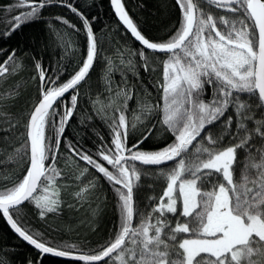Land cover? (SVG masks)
Listing matches in <instances>:
<instances>
[{"label":"snow or ice","instance_id":"1","mask_svg":"<svg viewBox=\"0 0 264 264\" xmlns=\"http://www.w3.org/2000/svg\"><path fill=\"white\" fill-rule=\"evenodd\" d=\"M54 2L17 0L16 7L27 10L13 17L5 34L23 23L41 19L43 9ZM59 2L80 18L88 40L87 55L79 70L62 83V72L49 74L39 61L35 64L41 98L28 115L24 144L13 148L15 155L7 157L9 163L17 158L27 161L28 168L23 178L11 186L0 185V214L7 223L41 254L83 264H264V0H177L180 26L163 41L146 38L123 0H110L118 19L142 45L128 57L121 50L119 65L138 76L131 56L140 57L145 71L149 70L145 50L166 56L162 62L163 82L159 85L163 100L160 122L173 136V142L157 150H142L140 145L152 135V129H148L140 140L128 146L129 128H135L136 122H142V117L147 118L155 107L145 102L131 125L124 112L116 109L119 115L113 120L112 146L101 145L97 159L73 144L67 145L79 160L119 186L114 189L119 202V224L114 239L101 246L100 251L75 254L70 250L75 245L55 244L24 226L21 206L26 201L35 205L41 218L59 207L56 177L61 173L54 166L56 153L77 105V86L86 82L98 54V39L91 21L68 0ZM206 6L222 9L231 16L214 15ZM56 19L78 30L67 19ZM56 36L67 43L61 33L56 32ZM108 63L112 65V61ZM20 68L22 63L13 50L0 63V78ZM121 76L126 78L123 72ZM70 90L71 104L61 108V98ZM206 91L211 93L207 101ZM121 93L126 100L132 99L130 88L120 89L117 95ZM229 108L236 116L235 129L233 117H225ZM255 109L260 110L259 119L255 118ZM0 117L8 119L4 113ZM217 121L219 133L214 135L210 128L205 131ZM8 123L6 135L10 136L15 122L8 119ZM249 123L254 126L249 128ZM225 135L235 143L220 147ZM254 136L262 141L261 145L251 142ZM238 149L244 150L239 161ZM50 158L52 163L46 167L45 161ZM169 161L174 163L159 167ZM137 162L156 166L166 185L158 199L150 198L157 202L146 210L134 199V187L147 174ZM236 164L240 165L238 169H234ZM234 171L239 173L236 179ZM89 187L95 185L90 182L76 195L84 199Z\"/></svg>","mask_w":264,"mask_h":264},{"label":"trees","instance_id":"2","mask_svg":"<svg viewBox=\"0 0 264 264\" xmlns=\"http://www.w3.org/2000/svg\"><path fill=\"white\" fill-rule=\"evenodd\" d=\"M79 9L92 24L93 31L98 39V54L95 63L83 82L77 87V105L72 118L68 121L61 139L59 151L56 153L54 166L61 173L56 177V187L59 188L60 204L56 212L47 213L43 218L34 204L29 202L21 206V220L24 226L32 233H42L49 241L58 245H75L73 252L92 253L101 250L114 239L119 224V202L116 191L118 185L108 181L91 165L79 160L67 147L73 144L83 152L97 159L96 153L101 145L112 146L113 120L118 118L116 111L120 108L131 125L134 118L140 114L141 105L147 102L155 106L152 114L142 117V122H136L135 128H129L127 144L131 147L140 140L148 129L152 135L144 141L140 148L146 151L163 148L173 142V136L165 130L160 122L163 108L162 90L159 85L163 82L162 62L166 59L164 54L149 52V70L141 66L138 55L131 56L137 75H133L126 67L119 65V54L123 50L124 56L138 52L142 45L138 43L126 28L120 23L111 6L110 0H68ZM130 17L137 24L141 32L151 41H163L180 26L181 10L177 0H123ZM17 0H0V63L15 50L16 57L22 63V68L14 74L0 78V113L15 122L10 129L11 135H6L9 129L8 119L0 117V185L11 186L25 175L28 168L27 161L15 159L9 163L7 157L15 154L13 148L24 144L27 133L25 125L32 108L41 98L40 80L35 64L39 61L55 75L62 72L59 82L62 83L74 75L86 59L88 40L80 18L67 7L62 6L59 0L51 3L42 11V18L23 23L15 31L9 32L12 20L19 12L26 11L24 6L16 7ZM209 8L214 15H227L222 9ZM67 19L76 26L74 30L56 19ZM56 32L67 39V43L59 40ZM108 61H112L110 66ZM111 69V70H110ZM125 74L122 79L121 73ZM110 81V84H109ZM131 89L132 99L126 100L123 93L117 95L120 89ZM207 88V86H206ZM14 93V95H8ZM72 94V93H71ZM71 94L64 99V105L71 104ZM210 92L206 91L204 99L209 100ZM245 98L242 96V99ZM126 103V107H125ZM255 104V101H251ZM60 104V101L58 102ZM233 117L232 128L236 127V116L229 108L225 117ZM256 119L260 118V110L255 109ZM224 117L221 118L223 120ZM220 121L207 126L213 134L221 130ZM252 128L253 123H249ZM204 133H201L203 136ZM102 138V139H101ZM198 140L200 137L197 138ZM252 143L261 145L262 141L253 137ZM196 143L195 141L193 142ZM230 141L225 135L220 147L227 146ZM244 156V150L237 151V160ZM105 167L112 170L106 162L100 160ZM47 167L52 163L51 158L45 161ZM169 164L159 166L165 168ZM146 175L141 176L138 187H134V199L142 210L154 205L166 188L158 174L156 166H142ZM239 164L234 165L238 169ZM87 169V171H85ZM234 171V179L238 177ZM84 193V199L76 195L89 183ZM169 218L171 214H168ZM133 224H136L134 218ZM0 264H83V262L62 259L51 255L41 256V253L27 244L11 229L6 219L0 214ZM98 264H104L99 262Z\"/></svg>","mask_w":264,"mask_h":264},{"label":"water","instance_id":"3","mask_svg":"<svg viewBox=\"0 0 264 264\" xmlns=\"http://www.w3.org/2000/svg\"><path fill=\"white\" fill-rule=\"evenodd\" d=\"M111 6H112V4H111ZM112 8H113V6H112ZM126 9V8H125ZM113 10H114V8H113ZM115 12V11H114ZM115 15H116V13H115ZM116 17L118 18V16L116 15ZM119 20V19H118ZM120 21V20H119ZM121 22V21H120ZM122 23V22H121ZM123 25V24H122ZM124 26V25H123ZM125 27V26H124ZM126 28V27H125ZM127 30V29H126ZM128 31V30H127ZM129 32V31H128ZM130 33V32H129ZM131 34V33H130ZM133 37V36H132ZM134 38V37H133ZM135 39V38H134ZM136 40V39H135ZM137 41V40H136ZM138 42V41H137ZM138 43H140V42H138ZM96 60V59H95ZM94 63H95V61H94ZM94 63H93V65H94ZM93 67V66H92ZM92 69V68H91ZM91 69H90V71H91ZM90 73V72H89ZM87 78V77H86ZM83 82H81V84H82ZM79 86V85H78ZM77 86V87H78ZM72 91L70 90V92L69 93H66L65 94V96L64 97H66L67 95H69L70 93H71ZM63 97V98H64ZM63 98H61V99H63ZM59 102V100L57 101V103ZM170 162V161H169ZM169 162H167V163H169ZM45 166L47 167V165H46V163H45ZM27 202V201H26ZM25 202V203H26ZM6 219V218H5ZM7 221V220H6ZM10 226V225H9ZM11 227V226H10ZM12 229V228H11ZM13 230V229H12ZM14 231V230H13ZM15 232V231H14ZM17 236H19L17 233H15ZM21 238V237H20ZM22 239V238H21ZM23 240V239H22ZM26 242V241H25ZM27 243V242H26ZM27 244H29V243H27ZM30 245V244H29ZM30 246H32V245H30ZM33 248H35L34 246H32ZM37 250V249H36ZM75 254H85V253H80V252H74ZM44 255H51V254H41V256H44ZM52 256V255H51ZM58 258H60V257H58ZM62 259H67V258H62ZM68 260H70V259H68ZM99 263V262H98Z\"/></svg>","mask_w":264,"mask_h":264},{"label":"bare ground","instance_id":"4","mask_svg":"<svg viewBox=\"0 0 264 264\" xmlns=\"http://www.w3.org/2000/svg\"><path fill=\"white\" fill-rule=\"evenodd\" d=\"M121 23V22H120ZM122 24V23H121Z\"/></svg>","mask_w":264,"mask_h":264},{"label":"rangeland","instance_id":"5","mask_svg":"<svg viewBox=\"0 0 264 264\" xmlns=\"http://www.w3.org/2000/svg\"><path fill=\"white\" fill-rule=\"evenodd\" d=\"M174 163V162H173Z\"/></svg>","mask_w":264,"mask_h":264}]
</instances>
